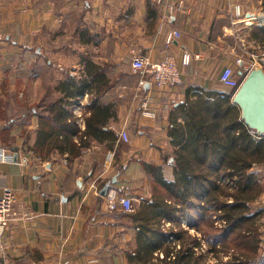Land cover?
Returning a JSON list of instances; mask_svg holds the SVG:
<instances>
[{"label": "crops", "instance_id": "crops-1", "mask_svg": "<svg viewBox=\"0 0 264 264\" xmlns=\"http://www.w3.org/2000/svg\"><path fill=\"white\" fill-rule=\"evenodd\" d=\"M263 5L0 0V151L13 155L0 158V197L12 190L17 212L0 236V264H141L136 213L162 178L174 180L169 129L173 119L183 122L175 110L193 98L188 88H222L211 72L234 66L228 38L238 25L247 30L243 16L252 32L262 27ZM171 30L181 37L168 47ZM185 51L199 59L183 66ZM134 53L175 57L181 83L143 82L131 68ZM79 99L82 126L74 114ZM93 183L132 197L134 211H109Z\"/></svg>", "mask_w": 264, "mask_h": 264}, {"label": "trees", "instance_id": "trees-1", "mask_svg": "<svg viewBox=\"0 0 264 264\" xmlns=\"http://www.w3.org/2000/svg\"><path fill=\"white\" fill-rule=\"evenodd\" d=\"M252 38L264 46V27H256ZM191 92L193 98L175 110L183 122L175 118L169 129L177 148L174 180L162 178L152 201L136 213L142 248L137 263L204 264L210 254L230 256L222 264H264L258 257L262 210L252 209L263 193L254 169L264 165V134L244 123L226 88L195 86ZM205 240L211 244L202 253Z\"/></svg>", "mask_w": 264, "mask_h": 264}, {"label": "built area", "instance_id": "built-area-1", "mask_svg": "<svg viewBox=\"0 0 264 264\" xmlns=\"http://www.w3.org/2000/svg\"><path fill=\"white\" fill-rule=\"evenodd\" d=\"M170 8L173 9L174 7L171 6ZM235 13L238 16L241 15L239 6L235 7ZM261 25H264V23ZM180 37L181 34L178 30H171L166 40L167 46H171ZM0 41H2L1 34ZM192 59H199V56L185 51L182 55L181 63L183 66H188ZM237 63L241 65V70H238L233 65H226L221 70L218 78L219 84L229 90L231 100H233L234 93L240 88L245 76L249 75V73L245 72L246 68L242 65L243 62L237 61ZM131 68L133 73L142 75L143 82H146L150 77L152 83L157 88L176 87L181 83V72L173 56H165L160 61H153L149 57L134 53L131 60ZM237 72L239 75H237ZM84 110L85 103L79 99L74 108V114L77 117L79 126H82L84 123ZM120 137L124 142H129V135L125 130L121 131ZM0 158L5 162L13 160V156L9 155L4 149L0 151ZM92 189L96 193L100 191L95 183L92 184ZM103 197H105L109 211H122L124 213H132L134 211V199L128 195L120 194L116 189H109L107 195ZM15 201V193L10 189H4L0 197V236L4 234L10 221L17 215V212L13 209ZM161 257H163L162 254Z\"/></svg>", "mask_w": 264, "mask_h": 264}, {"label": "rangeland", "instance_id": "rangeland-1", "mask_svg": "<svg viewBox=\"0 0 264 264\" xmlns=\"http://www.w3.org/2000/svg\"><path fill=\"white\" fill-rule=\"evenodd\" d=\"M263 11H264V5H263ZM243 18H244V20H246L243 22V26H245V28H247V30H239L241 28V26L238 25V27H237L238 32L234 35L233 38H228V42L232 46V53L230 54V57H232V59H234L233 60L234 66L238 70H241L242 67L240 64L237 63V61H242L243 62L242 65H244L246 68L245 72L250 74L253 71H259L261 73L263 79H264V46L261 45L260 43L255 44L251 40V37H252L251 26L252 25H250V24L251 23L253 24V21L250 20L251 18L245 19V16H243ZM262 23H264V20L259 22L260 25ZM0 34H1V32H0ZM3 39H4V36L2 35V41H3ZM230 40H232V42ZM218 72H220V69H217V70L214 69V71L211 72V75L215 80H218V78H219L220 73H218ZM217 83H218V81H217ZM0 95H1V93H0ZM0 97H2V96H0ZM9 155L13 156L12 153ZM254 171H256L258 173L259 177L262 178L261 185L263 187V193L260 196H258L256 201L252 205V209L254 210V209L259 208L260 210H262V216L257 220V225H258L259 231H260L259 234H261V236L259 235V239L260 238L262 239L261 243H260V249L258 252V257H264V165L260 166L259 168H255ZM215 215H217V214H215ZM214 217L215 216H213L212 219H214ZM182 223L188 229V227L185 225L186 223L184 221ZM220 225H221V223L218 220H216L215 226H220ZM189 231H190L191 235L197 234V232L194 229H189ZM209 243L211 244V242H207L206 240L203 241L202 253H205L207 251V249L209 248V245H208ZM197 252L201 253V249H198ZM229 257L230 256L226 255L223 258V260H217L216 258L214 259V257L211 256L210 254H208L204 264H222V263L228 261Z\"/></svg>", "mask_w": 264, "mask_h": 264}, {"label": "water", "instance_id": "water-1", "mask_svg": "<svg viewBox=\"0 0 264 264\" xmlns=\"http://www.w3.org/2000/svg\"><path fill=\"white\" fill-rule=\"evenodd\" d=\"M232 101L240 108L244 123L259 134H264V79L259 71L248 75ZM109 188L110 185H106L101 195L106 196Z\"/></svg>", "mask_w": 264, "mask_h": 264}, {"label": "bare ground", "instance_id": "bare-ground-1", "mask_svg": "<svg viewBox=\"0 0 264 264\" xmlns=\"http://www.w3.org/2000/svg\"><path fill=\"white\" fill-rule=\"evenodd\" d=\"M247 77H248V75H246V76H245L244 80H246V78H247ZM244 80H243V82H244ZM243 82H242V84H243ZM242 84H241V85H242ZM240 87H241V86H240ZM238 90H239V89H238ZM238 90H237V91H235V93H234V97L236 96V94H237ZM234 97H233V98H234Z\"/></svg>", "mask_w": 264, "mask_h": 264}]
</instances>
